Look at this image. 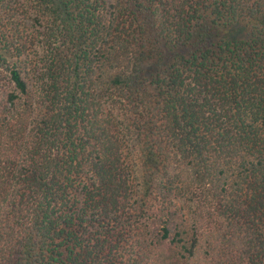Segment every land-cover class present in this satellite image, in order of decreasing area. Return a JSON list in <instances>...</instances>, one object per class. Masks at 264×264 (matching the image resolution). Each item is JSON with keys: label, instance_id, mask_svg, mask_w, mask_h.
Masks as SVG:
<instances>
[{"label": "trees", "instance_id": "obj_1", "mask_svg": "<svg viewBox=\"0 0 264 264\" xmlns=\"http://www.w3.org/2000/svg\"><path fill=\"white\" fill-rule=\"evenodd\" d=\"M0 264H264V0H0Z\"/></svg>", "mask_w": 264, "mask_h": 264}]
</instances>
